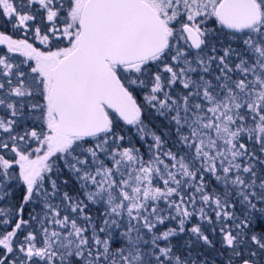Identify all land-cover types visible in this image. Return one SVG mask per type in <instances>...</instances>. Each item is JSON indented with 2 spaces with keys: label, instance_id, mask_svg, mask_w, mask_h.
Masks as SVG:
<instances>
[{
  "label": "snow or ice",
  "instance_id": "obj_1",
  "mask_svg": "<svg viewBox=\"0 0 264 264\" xmlns=\"http://www.w3.org/2000/svg\"><path fill=\"white\" fill-rule=\"evenodd\" d=\"M0 264H264V0H0Z\"/></svg>",
  "mask_w": 264,
  "mask_h": 264
}]
</instances>
